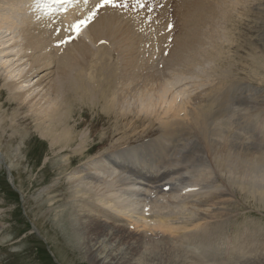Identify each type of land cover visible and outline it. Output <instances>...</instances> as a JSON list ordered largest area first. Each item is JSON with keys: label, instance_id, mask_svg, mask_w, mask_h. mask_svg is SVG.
Wrapping results in <instances>:
<instances>
[{"label": "bare ground", "instance_id": "bare-ground-1", "mask_svg": "<svg viewBox=\"0 0 264 264\" xmlns=\"http://www.w3.org/2000/svg\"><path fill=\"white\" fill-rule=\"evenodd\" d=\"M5 1H8L4 2L7 9L1 10L0 8V42L5 38L9 39L0 43V77L5 80L7 91L20 107L19 109L32 114L34 124L38 130H41L42 137L50 139L53 145L60 148L71 147L75 143L73 127H69L68 115L64 114V111L67 110V96L74 90L70 89V84H73L71 83L73 75L67 74H71L77 67H81L83 72L86 66L89 68L88 65L92 63L88 65H86L87 62L80 63L78 53L84 55L85 58L87 52L89 53L90 49H93L89 43L96 45L104 39L108 40V47H110L109 43L111 42L114 49L121 54L123 69L118 82L121 87L117 91L108 89L104 96H101V92L94 93L88 89L89 97L92 101L94 100L93 102L105 97V104L117 109L118 113L122 111L126 114L127 110L135 107L137 112L133 116L144 121H151L150 127L159 123L160 137L134 147L130 146V148L117 152L103 154L99 159H92L87 167L77 169L68 176L69 193H67L66 203L58 206V209L57 206L54 207V210L51 211L55 214L60 211L61 215H57L54 219L57 222L56 225L63 226L61 232L66 234V240H69L70 236L73 235L77 237V233L85 232L86 228L90 229L92 235H89V240L82 241L73 236L74 242L72 244L85 246L86 254L90 255L96 264H132L135 262L137 258L124 244L120 233H124V236L130 239H136L141 232H151L152 235L147 234L150 237H156L162 232L165 237H170L164 240L174 242L173 247L169 251H161L160 256L157 255L159 247L152 246L151 242L145 244V236L139 234L142 239V249L151 247V250L146 251L143 258L148 261L158 260L157 264H225L235 259L239 262L241 259L247 258L249 253L246 252L247 255L238 254L239 251L234 249L237 247L228 252L219 249L220 231L217 227H210L211 224L205 226L202 223L208 217L201 211L218 206L216 199L226 190L244 204L264 210V116L244 114V109L240 112L236 122L240 123L239 125L245 122L243 129L237 127L243 134L247 135L245 137L242 134L244 138L233 136L221 124H216L212 129L206 120V115L202 112L204 107L202 110L190 111L188 109L190 100L181 98H184L188 91H174L179 80L174 79V77L171 78L173 81L166 80V76H160L157 65H146V62L139 63L138 59L142 56H138L137 59L135 50L138 51L140 45L135 43L130 28L118 19L120 18V11L106 10L100 12L92 24L82 32V35L87 37V41L81 38V35L78 38V43L73 41L74 44H67L68 49L67 47L59 49L58 52L66 51L67 55L51 57L48 54L51 52L48 38L44 37L48 30L49 32L56 29L60 30L61 36H58L57 33L59 32L49 33L53 39L58 41H63L74 35L71 26L80 20H86L88 17L87 10L96 1L89 0L88 3H84V0H72L71 4L64 7L56 4L51 6L42 1L35 4H31L32 0ZM76 1H79L78 5H76ZM230 2V0H179L177 5L175 4L179 12L180 25L183 27L178 32L181 36L179 34L177 40L176 37L174 38L176 43L173 42L175 49L171 55V60L166 59L168 60V68H172L176 64H183L186 61L189 64V59L193 63L192 54L196 50V46L201 45V38L204 36L210 38L218 33V28L215 29L214 25L218 24L220 16L224 15L225 7L233 5L237 8V0ZM241 2L243 1L241 0ZM40 4H44V8H48L49 13L47 15L45 14L47 10L40 13L38 9ZM34 8L37 9L43 19L49 18V20H45L40 25L44 26L42 28L29 30L26 26L28 30L24 33L21 31L25 37L23 41L26 43L17 49L19 48V44H16L18 41L15 40L16 43L13 46L11 44L14 43L11 42L15 38L19 40L16 34H18L21 25L23 28L28 19H36L35 14L24 16L21 13L24 14V11L29 12ZM231 12L233 13L235 10ZM22 39L20 38V40ZM143 41L146 40H142V43L145 44L146 42ZM19 43L21 45V42ZM209 45L211 44L209 43ZM143 46L145 47V45ZM65 48L66 50H63ZM69 49H72V52L78 51V53H74L75 55L69 53L68 55ZM30 50L31 53L29 54ZM98 50L95 49L94 53ZM144 59L148 62L146 57ZM30 62L31 64H29ZM150 63H155V60ZM79 64L83 66H79ZM50 68L55 70L42 77L46 80L53 78L45 86L47 87L45 92L48 93L44 95L47 108L40 107L38 105H41L42 102L36 104L34 98L31 100V96L32 93L38 92V87L42 84L37 82L34 86V84L30 85V82L34 76L44 74ZM67 68L71 71L67 72ZM91 68L89 70H93ZM192 70H194V66ZM90 76L93 80L90 78L88 79L89 82L94 81V74L90 73ZM145 76L147 78L142 80V77ZM75 80L77 79L75 78ZM75 82L77 83V81ZM75 84H73V88H75ZM45 87L41 90L42 92ZM245 89L247 88L245 87ZM75 90L74 94L76 93ZM84 93L81 96H84ZM12 98L10 97V99ZM254 98L256 97H251L250 100ZM128 99L133 102H126ZM205 109L215 116L219 110L209 107ZM124 114L123 117L129 116ZM142 114H144V118L141 117ZM216 119L220 121V116L218 115ZM3 121L4 118H0V123ZM136 123L132 125L135 128H140ZM1 126L0 130L5 132V128ZM146 129L147 127L143 125L140 132L133 133L137 140L142 138L141 133L145 134ZM191 131H196L201 137L203 136V139L201 145H197L198 149L187 151L190 146H188V141L185 138L192 135L193 132L191 133ZM1 145L0 134V148ZM85 145L86 137L82 136L78 146L80 151L86 148ZM3 150L5 149L3 148ZM184 150L185 152H183ZM0 155L3 157L2 153ZM190 188L193 191H188ZM160 193H163L164 196L159 198ZM175 199L179 202L174 203ZM58 200L61 198H50L48 203L53 205ZM223 202H225V206L232 205V201ZM67 204L73 205V208L71 207L72 213L65 222L60 221V219L65 218V214L68 212ZM218 211L221 209L219 208ZM117 222L124 223V226L118 227ZM125 226L132 227L135 229L134 232L121 229ZM180 234L194 242L199 248H191L185 240H180L178 238ZM256 236L257 234L254 232L252 237L247 233V245L251 249L258 243L257 249L264 250V241L258 240ZM168 242L166 243L168 244ZM164 243L157 241L153 244L164 245ZM258 252H253L252 255L255 253L257 255ZM201 254H204L203 258L199 257ZM226 254L231 255V258H225ZM166 258L167 261L162 263Z\"/></svg>", "mask_w": 264, "mask_h": 264}, {"label": "rangeland", "instance_id": "rangeland-1", "mask_svg": "<svg viewBox=\"0 0 264 264\" xmlns=\"http://www.w3.org/2000/svg\"><path fill=\"white\" fill-rule=\"evenodd\" d=\"M178 1L179 0H150L146 7L136 10L135 13L130 12L127 8H120V18L118 19L130 28L135 43L137 42L140 45L138 51L135 50V57L138 59V56H142L138 59L139 63L146 62V65H157L160 76H166V80L173 81L171 79L173 77L179 80V83H176L177 85L174 91H188L184 98L180 97L190 100L188 109L192 112L202 110L204 107L202 112L206 115V120L212 129L216 124H221L224 125L233 136H241L244 138V135L247 137L245 133L243 134V132L239 130L244 128L243 125L245 126V122L241 125L236 122L237 116L241 114L240 112L244 109V114L264 116V0H242L243 2L237 0V8L233 5H228L229 7L226 6L224 15H221L219 18V23L214 25L215 29L218 28V33L210 38H208L209 36L201 38V45H197V51L195 50L196 52L194 51L192 54L193 63L191 62L192 60L189 59L190 65L186 61L183 64H176L174 67L168 68L167 61L172 58L171 55H173L175 49L173 46H175L177 37L180 34L178 32L183 27V25H180L179 12L176 6ZM230 1L232 2V0ZM4 2L6 3L8 1L0 0L1 10L7 9L4 6ZM36 2L39 3L38 0H32L31 4H35ZM238 2H240V4L237 5ZM39 7L40 13L48 9L44 8V4H40ZM232 10H235V12L232 13ZM48 13L49 11L47 10L45 14L47 15ZM28 14H30V16L35 14L36 19H28L27 24H24L25 26L23 28H21L23 26L21 25L19 30L20 33L18 32L19 36L18 34H16L17 36L15 35L19 40L24 37L23 33L26 30L42 28L44 26L40 25L45 20H49V18L43 19L36 8L33 10L31 9V11L29 10V12L24 11V14L21 13V15L24 16ZM59 31L60 30L56 29L49 32L48 30L47 34H42L44 37L46 36L48 38V45L51 47V52L54 53H48L51 57L55 55H67L66 51H58L63 47H67L68 49V45L59 48L56 47L55 45L61 41L53 39L49 34H54ZM58 36H61V32H59ZM81 38L85 39V41L88 40L85 35H82ZM5 39L7 40L9 38ZM5 39L2 42H5ZM143 39L146 40L143 41L146 42L145 44L142 43ZM15 40L18 42L16 43ZM19 40L15 38L13 42H11L14 44L11 45L13 46L15 43L17 45L19 44V48L17 49H20L26 42L23 41L25 37ZM174 41L175 43H173ZM19 42H21V45ZM75 42L78 43V39H76ZM107 42L108 40L104 39L100 43L98 42L99 45L98 43L96 45L89 43L91 48L99 50L94 53V50L90 49L91 51L89 53L87 52L85 58L84 55L79 54L78 51L72 52V49H69L71 52L68 51V55L69 53H78V60L80 63L83 64V62H87L86 65L92 63L88 65L89 68L86 66L84 72L81 67H77L71 74H67L73 75V77L71 76V81L73 80L71 83L75 84V81H77L74 85L75 88H73V84H70V89L79 90H75V94L73 90V93L71 92L67 96V110L64 111V114L66 116L68 115V125L70 128L73 127L72 129L75 133L76 141L71 147H57V145L52 144L50 139L42 137L41 130H38L34 124L35 121L32 118V114L30 115L29 112L19 109L20 107L7 91L5 80L0 77V118H4V121L0 123V125L5 128V132L0 130L2 142L0 153L3 155V157L0 155V174L4 175L0 176V178L5 177V179L0 180V184L2 185V191H5L7 187L12 190H18L24 199L23 204L22 202L18 204V201H15L16 204H12L11 199L8 197L9 203L2 191H0V263L2 261L4 263L6 260L5 258L9 257L10 261L8 260L9 262L7 264H56V261L58 264H96L95 261H92V257L86 254L85 246L81 247L77 246V244H72L74 242V235V237L70 236V239L66 240V234H62L61 232L63 226L56 225L57 222L54 219L57 215H61L59 213L60 211L56 214L51 212L54 210V207L57 206L58 209V206L65 205L66 203L67 193H69L68 176L77 169L87 167L88 163L90 165L92 159H99L103 154L117 152L122 149L130 148V146L134 147L141 143H145V141L149 142L156 139L161 135V132L158 130L159 123H155L150 127L151 121H144L143 119H138V117L133 116V114L137 112L136 108L132 107L134 105L131 106L132 108L130 110H127L126 114L122 113V111L118 113L117 109L108 107V105L105 104V97H102L96 102H93L94 100L92 101L89 97V93L87 92L88 89L94 93L101 92V96H104V94L108 92V89L117 91L121 87L118 83L123 69L121 54L114 49L111 42L109 43L110 47H108ZM170 43H172L171 46ZM209 43L211 45H209ZM142 44L145 45V47ZM202 45H205V47ZM100 47L103 48L101 49ZM63 50H66V48ZM141 52L142 54H140ZM28 53L30 54L31 50ZM143 55L148 62L145 61ZM154 60L155 63H150L152 61L154 62ZM29 64H31V62ZM80 65L81 64H79V66ZM193 66L194 70H192ZM90 68L93 70H89ZM54 70V68H50L46 73L37 77L34 76V79H31L32 82H30V85L34 84L35 86L37 82L42 84L38 87V92L33 91L34 93H32V96L30 95L31 100L34 98L35 103L37 102L36 104L42 102L41 105H38L40 107L44 106L47 108L44 95L48 93L45 92L47 89L45 86L50 80H53V78L46 80L42 77ZM66 71L70 72L71 69L67 68ZM90 73L95 76L92 82L88 80L90 78V80H93ZM88 75L89 77H87ZM75 78L77 80H75ZM144 78H147V76L142 77V80ZM43 87H45V89L42 92L41 90ZM237 87L239 88L237 89ZM245 87L247 89H245ZM235 88L238 93L235 91ZM82 93H84V96H81ZM10 97L12 99H10ZM251 97L256 98L250 100ZM128 101L132 100L128 99L126 102ZM240 103L242 104L240 105ZM206 107L219 109L216 112V116L208 112V110L205 109ZM240 109L241 111H239ZM131 110L132 113H130ZM123 114L129 116L123 117ZM143 115L144 114L141 115L142 118H144ZM218 115L220 116V121L216 119ZM135 123L140 128H135V126L132 125ZM143 125L147 127L146 133H141L142 138L137 140L133 133L136 131L140 132L143 129ZM191 133L192 135L185 138L188 141V146H190L187 151L198 149L199 147L197 145H201L203 139V136L201 137L196 131H191ZM82 136L86 137V148L80 151V147L78 148V146L80 145V138ZM191 136L193 140L190 138ZM189 139H191V141H189ZM3 148L5 150H3ZM35 148L39 149L35 154L36 156L33 155ZM32 151L33 154L31 153ZM183 152H185V150ZM162 196H164L163 193L158 195L159 198ZM54 197L61 198V200L56 201L53 205H49L48 200ZM223 201H232V205L225 206V202ZM177 202L179 201L175 199L174 203ZM216 203L218 206L202 210L201 213L208 217L206 220L202 221L205 226L211 224L210 227H217L220 231L219 249L228 252L234 247H237L234 249L239 251L237 252L238 254L247 255V253H249L247 258L238 259L241 262H237L235 259L225 264H264V252H262L264 250L257 249L259 247L258 243L250 249L246 241L247 233L252 237L253 232L257 234L256 237L258 240L261 239L262 242L264 241V210L244 204L242 201L235 199L228 190L219 195L218 199H216ZM67 205V207H69L68 212H66L65 218L60 219V221L65 222L66 218L72 213L71 207L73 208V205ZM219 208L221 211H218ZM123 224L122 222L116 223L118 227L124 226ZM34 227L39 231L40 236L34 231ZM121 229L129 232H134L135 230L127 226ZM139 234L145 236V244L151 242L152 246L159 247L157 255L161 256V251H169V249L173 247L174 242L164 240L170 237H165L162 235V232L156 237L147 235H152L151 232H141ZM139 234L136 239H130L125 237L124 233H120L124 244L129 247L131 254L137 258L132 264H157L158 260L148 261L143 258L146 251L151 250V247L149 246L145 247L144 250L142 249V239L139 237ZM89 235H92V231L88 228L85 229V232L80 231L77 233L78 239L82 241L89 240ZM178 238L180 240H185L191 248H199L194 242L188 240L187 237H183L181 234ZM157 241L159 243H165L164 245L153 244ZM167 241H169L168 244L166 243ZM232 241L233 243L235 242V244H233ZM239 247L241 248L240 250ZM27 249L29 254H26ZM50 250L53 252L52 255ZM257 251H259L257 255L256 253L252 255L253 252ZM46 252L51 257H48ZM203 256L204 254H201L199 257L203 258ZM225 258H231V255L226 254ZM166 261L167 258L162 263Z\"/></svg>", "mask_w": 264, "mask_h": 264}, {"label": "snow or ice", "instance_id": "snow-or-ice-1", "mask_svg": "<svg viewBox=\"0 0 264 264\" xmlns=\"http://www.w3.org/2000/svg\"><path fill=\"white\" fill-rule=\"evenodd\" d=\"M38 2H41V0H38ZM43 3L46 4H71L72 0H42ZM89 0H84V3H88ZM135 3L139 6H143L142 0H135ZM106 7L112 8V9H120V8H127L128 3L127 0H99V2L95 5V8L93 11H91V14L87 17L86 20H80L78 23L72 25V30L74 32V37H69L66 40L61 41L60 43L56 44V47H62L66 46L67 44H70L73 42V39H78L82 35V31L84 28H87L88 25L94 20L97 13ZM59 34V33H57ZM179 100V97H178ZM188 191H193V189H188Z\"/></svg>", "mask_w": 264, "mask_h": 264}, {"label": "trees", "instance_id": "trees-1", "mask_svg": "<svg viewBox=\"0 0 264 264\" xmlns=\"http://www.w3.org/2000/svg\"><path fill=\"white\" fill-rule=\"evenodd\" d=\"M38 148H35L34 149V154H33V151L31 152L33 155H35L37 152H38ZM36 156V155H35ZM1 179H3V178H0V180ZM9 189V192L11 193V196L13 197V199H14V202L15 201H19V197H18V195H17V193L16 192H14L11 188H8ZM47 253V252H46ZM48 255V257H49V254H47Z\"/></svg>", "mask_w": 264, "mask_h": 264}]
</instances>
